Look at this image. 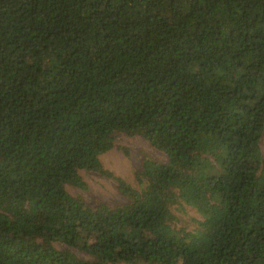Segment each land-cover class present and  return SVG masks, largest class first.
Instances as JSON below:
<instances>
[{
	"label": "trees",
	"instance_id": "1",
	"mask_svg": "<svg viewBox=\"0 0 264 264\" xmlns=\"http://www.w3.org/2000/svg\"><path fill=\"white\" fill-rule=\"evenodd\" d=\"M0 264H264V0H0Z\"/></svg>",
	"mask_w": 264,
	"mask_h": 264
},
{
	"label": "rangeland",
	"instance_id": "2",
	"mask_svg": "<svg viewBox=\"0 0 264 264\" xmlns=\"http://www.w3.org/2000/svg\"><path fill=\"white\" fill-rule=\"evenodd\" d=\"M144 156H150L160 162H165L167 159L165 155L154 151L148 144L137 138L121 137L116 145L109 153L102 156L103 166L114 172L116 175L132 180L133 171L142 163ZM86 183L89 186L87 200L90 204L94 203L96 199H102L105 202H113L115 200H122L116 191L111 187L110 183H106L100 179L94 178L91 175H83ZM179 217H183L182 213H177ZM188 216L183 218V226L191 229L194 226L192 217L196 214L191 210Z\"/></svg>",
	"mask_w": 264,
	"mask_h": 264
}]
</instances>
